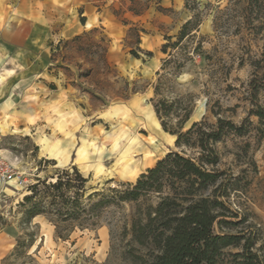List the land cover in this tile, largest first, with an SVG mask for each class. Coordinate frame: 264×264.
<instances>
[{"label": "rangeland", "instance_id": "374dc122", "mask_svg": "<svg viewBox=\"0 0 264 264\" xmlns=\"http://www.w3.org/2000/svg\"><path fill=\"white\" fill-rule=\"evenodd\" d=\"M3 6L0 23L29 21L32 34L53 42L50 61L32 58L26 66L0 58V76L25 116L10 117L24 130L0 133V150L29 183L0 185V264L32 232L31 254L38 250L40 264H133L132 255L150 254L134 240L132 223L139 210L158 203L156 195L106 207L97 226L76 228L67 241L55 237L44 216L25 224L20 204L37 180L73 165L89 180L87 205L93 190L112 196L110 189L131 188L171 150L197 159L201 150L177 148V136L164 130L154 109L159 101L171 106L163 112L170 130L186 133L197 123L211 133L219 120L243 129L242 135L225 130L213 145L216 170L220 193L227 191L224 201L239 217L228 221L243 220L236 229L247 231L264 255V123L253 114L264 108V0H5ZM90 18L99 22L86 29ZM239 252L226 250L221 264Z\"/></svg>", "mask_w": 264, "mask_h": 264}, {"label": "trees", "instance_id": "16d2710c", "mask_svg": "<svg viewBox=\"0 0 264 264\" xmlns=\"http://www.w3.org/2000/svg\"><path fill=\"white\" fill-rule=\"evenodd\" d=\"M187 28L188 24L180 41L185 38ZM166 49L164 45L163 53ZM135 58L139 59L138 55ZM170 107L165 101L154 105L164 130L177 136L176 147L201 150L197 159L187 157L183 151L171 150L141 174L131 188L110 189L112 196L93 190L86 198L87 205L84 197L89 180L73 165L50 181L39 179L29 187L28 195L20 204L24 209V223L31 225L37 216H44L55 227V237L67 241L76 228L97 226L106 207L138 203L144 197L156 195L158 203L145 212L139 210L133 218L134 240L151 249L146 257L132 255L133 264H221L228 249H241L239 253H229L231 264H264V255L256 248V240L247 231L236 229L243 220L228 221L239 217L230 212L224 201L229 196L227 191L220 193L221 174L216 170L219 159L213 145L221 140L225 130L242 135L243 129L219 120L218 130L211 133L202 132L197 123L186 133L170 130L163 116V112L167 116ZM253 114L264 123V108L259 107ZM188 119L186 115L182 123ZM35 242L34 232L20 236L1 264H40L38 250L31 254Z\"/></svg>", "mask_w": 264, "mask_h": 264}, {"label": "crops", "instance_id": "0c3cea01", "mask_svg": "<svg viewBox=\"0 0 264 264\" xmlns=\"http://www.w3.org/2000/svg\"><path fill=\"white\" fill-rule=\"evenodd\" d=\"M5 0L0 2L1 15H6L4 9ZM97 19L90 18L88 20V24L86 25V29L92 28L95 26ZM99 22V20H97ZM34 26L30 27L29 21L15 22L11 19L5 18V21L0 23V58L9 57L15 61H23L24 64L30 65L31 59L39 60L45 56H51V42L47 38L46 34L34 35L31 31H33ZM44 27V26H43ZM46 30H43L44 32ZM22 69L28 70L29 68ZM33 68V66L31 65ZM34 69V68H33ZM20 70V69H19ZM9 72V71H7ZM11 72V71H10ZM18 73H22L18 71ZM27 74V73H26ZM6 78L2 75L0 76V133L3 135L14 134L16 132L23 131L24 128L21 127L23 121L18 123L12 122L10 117L15 113L19 114L20 118L25 117L23 112L17 111V106L20 103L16 102L13 99V95L8 93V88L5 85ZM21 123V124H20Z\"/></svg>", "mask_w": 264, "mask_h": 264}, {"label": "built area", "instance_id": "2783aa9c", "mask_svg": "<svg viewBox=\"0 0 264 264\" xmlns=\"http://www.w3.org/2000/svg\"><path fill=\"white\" fill-rule=\"evenodd\" d=\"M28 184L24 173L19 172L0 150V185H13L22 189Z\"/></svg>", "mask_w": 264, "mask_h": 264}]
</instances>
